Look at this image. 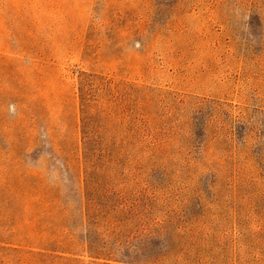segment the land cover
<instances>
[{"label":"rangeland","instance_id":"rangeland-1","mask_svg":"<svg viewBox=\"0 0 264 264\" xmlns=\"http://www.w3.org/2000/svg\"><path fill=\"white\" fill-rule=\"evenodd\" d=\"M82 72L126 86L105 104L116 254L264 264V0H0V247L43 244L54 197L53 240L84 248Z\"/></svg>","mask_w":264,"mask_h":264},{"label":"trees","instance_id":"trees-1","mask_svg":"<svg viewBox=\"0 0 264 264\" xmlns=\"http://www.w3.org/2000/svg\"><path fill=\"white\" fill-rule=\"evenodd\" d=\"M124 87L121 82L97 74L82 72L78 78L85 175L83 222L86 230L81 238L84 245L81 254H74V251L60 247L58 240H53L61 226L54 197L45 198L46 207H42L44 210L40 208L43 223L50 225L47 230H41L47 236L43 244L36 247L27 241L25 249L20 252L13 247H0V251L22 254L23 264H157V260L164 258L165 253L152 255L149 261H140L138 255H130L127 250L124 252L125 257L116 254L119 232L124 226L120 218H123L127 209L108 190L107 174H104L108 169V154H112L105 135L115 119L105 104L115 105L124 98ZM124 111L126 109L122 114Z\"/></svg>","mask_w":264,"mask_h":264}]
</instances>
